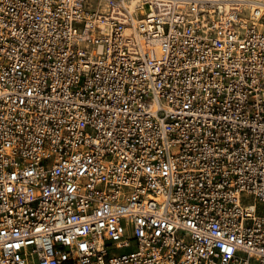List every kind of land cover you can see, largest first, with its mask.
<instances>
[{"label":"built area","instance_id":"1","mask_svg":"<svg viewBox=\"0 0 264 264\" xmlns=\"http://www.w3.org/2000/svg\"><path fill=\"white\" fill-rule=\"evenodd\" d=\"M0 264H264V0H0Z\"/></svg>","mask_w":264,"mask_h":264}]
</instances>
